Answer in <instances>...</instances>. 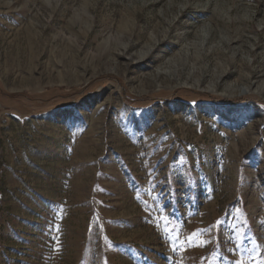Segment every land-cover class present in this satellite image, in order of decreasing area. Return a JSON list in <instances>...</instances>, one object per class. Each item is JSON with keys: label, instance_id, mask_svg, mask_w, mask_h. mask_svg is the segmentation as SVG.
<instances>
[{"label": "rangeland", "instance_id": "374dc122", "mask_svg": "<svg viewBox=\"0 0 264 264\" xmlns=\"http://www.w3.org/2000/svg\"><path fill=\"white\" fill-rule=\"evenodd\" d=\"M237 258L264 261V0H0V264Z\"/></svg>", "mask_w": 264, "mask_h": 264}, {"label": "snow or ice", "instance_id": "6c2138e0", "mask_svg": "<svg viewBox=\"0 0 264 264\" xmlns=\"http://www.w3.org/2000/svg\"><path fill=\"white\" fill-rule=\"evenodd\" d=\"M221 222L219 220L216 221L211 227L215 228ZM209 231V229H197L196 231L191 232L187 238L182 242L186 244L189 248L191 247H204L208 241L204 239H198L202 232ZM231 250V249H230ZM175 251V249H174ZM234 264H244V260L241 258H237L234 261ZM258 264H264V261L258 262Z\"/></svg>", "mask_w": 264, "mask_h": 264}, {"label": "bare ground", "instance_id": "6f19581e", "mask_svg": "<svg viewBox=\"0 0 264 264\" xmlns=\"http://www.w3.org/2000/svg\"><path fill=\"white\" fill-rule=\"evenodd\" d=\"M238 91H239V93H245L248 91V86L242 85V86L238 87Z\"/></svg>", "mask_w": 264, "mask_h": 264}]
</instances>
